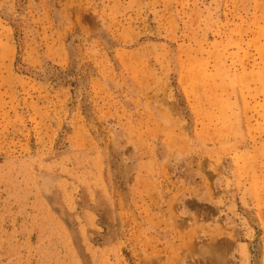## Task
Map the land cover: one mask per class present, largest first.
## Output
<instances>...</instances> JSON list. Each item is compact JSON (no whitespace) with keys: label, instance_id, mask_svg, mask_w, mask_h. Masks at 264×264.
<instances>
[{"label":"rangeland","instance_id":"1","mask_svg":"<svg viewBox=\"0 0 264 264\" xmlns=\"http://www.w3.org/2000/svg\"><path fill=\"white\" fill-rule=\"evenodd\" d=\"M0 264H264V0H0Z\"/></svg>","mask_w":264,"mask_h":264}]
</instances>
